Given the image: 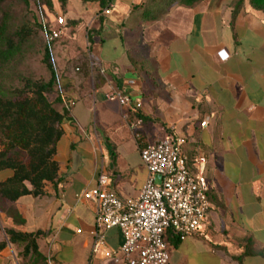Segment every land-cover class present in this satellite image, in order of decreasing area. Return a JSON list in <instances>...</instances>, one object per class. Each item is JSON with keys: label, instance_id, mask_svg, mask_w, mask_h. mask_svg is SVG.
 I'll list each match as a JSON object with an SVG mask.
<instances>
[{"label": "crops", "instance_id": "obj_1", "mask_svg": "<svg viewBox=\"0 0 264 264\" xmlns=\"http://www.w3.org/2000/svg\"><path fill=\"white\" fill-rule=\"evenodd\" d=\"M50 1L52 30L63 18L60 40L89 64L78 75L60 69L57 181L41 197L7 202L23 223L0 212L3 223L41 233L49 264H115L122 234L109 231L94 253L96 205L81 196L104 174L122 200L137 198L148 178L141 147L172 136L185 141L191 169L207 159L211 208L197 236L171 237V263L264 264V10L250 0H113L106 15L102 0ZM112 89L142 102L141 143L130 129L136 114L106 98ZM12 176L0 173V183ZM0 264H18L15 246Z\"/></svg>", "mask_w": 264, "mask_h": 264}, {"label": "built area", "instance_id": "obj_2", "mask_svg": "<svg viewBox=\"0 0 264 264\" xmlns=\"http://www.w3.org/2000/svg\"><path fill=\"white\" fill-rule=\"evenodd\" d=\"M114 9L112 0L104 14ZM57 23L60 29L50 30L52 42L62 38L61 27L65 21L59 18ZM218 56L222 61L228 60L225 51ZM106 98L117 100L122 108L136 114L130 129L141 143L144 118L137 113L142 110V102L117 89L108 92ZM207 126V121L201 124V128ZM184 144L183 139L168 136L154 145L141 147L148 178L135 199L122 200L110 189V178L104 174L100 175L96 188L82 194L83 200L96 205L94 253L105 248L107 233L118 229L123 244L112 253L115 264H172L168 238L182 242L199 234L211 208L206 177L208 161L198 157L191 169L183 151Z\"/></svg>", "mask_w": 264, "mask_h": 264}, {"label": "trees", "instance_id": "obj_3", "mask_svg": "<svg viewBox=\"0 0 264 264\" xmlns=\"http://www.w3.org/2000/svg\"><path fill=\"white\" fill-rule=\"evenodd\" d=\"M7 1L11 0H0V5ZM14 1L23 3L27 9L30 7V0ZM180 1L192 6L199 0ZM250 1L256 9L264 10V0ZM111 2L101 1L103 11ZM38 3L42 8L52 9L50 0H38ZM37 28L48 35L51 33V29L37 23L11 29L7 20L0 22V173H13L12 177L0 183V212L14 218L18 224L23 223L22 218L15 210L6 209L5 204L25 196L41 197L46 194V185L57 181L56 149L63 136L61 125L67 118V113H61L56 107L60 95L56 102L50 100V95L59 88L50 46L45 47L44 54V62L51 73L49 81L36 80L17 72L38 37ZM4 233L0 253L9 246L18 245L23 249L21 258L27 264H49L39 249L41 233H23L9 228L4 229ZM170 239L171 236L168 241Z\"/></svg>", "mask_w": 264, "mask_h": 264}, {"label": "rangeland", "instance_id": "obj_4", "mask_svg": "<svg viewBox=\"0 0 264 264\" xmlns=\"http://www.w3.org/2000/svg\"><path fill=\"white\" fill-rule=\"evenodd\" d=\"M50 14V10L42 8L38 3V0H30L29 9H27L23 3L14 0L7 1L0 5V22L7 20L11 29H16L23 25L33 26L36 23L41 24L48 29H53L49 19ZM55 18L57 17L55 16ZM37 31L38 37H36L32 43L30 53L26 55L23 63L18 66V73L36 80L49 81L51 73L44 62L46 46H50L51 48L53 63L59 78V84L62 81L60 73L61 66L71 69L76 75H78L80 72H77V69H83L89 64L87 58L78 57L80 50L73 46L70 47V45L62 40L52 42L45 31H41L39 28H37ZM59 93V88H57V92L50 95V100L56 102ZM4 229H8V227L0 218V236L3 240L5 239ZM15 249L17 252L18 264H27L26 261L21 258L23 252L22 247L16 245Z\"/></svg>", "mask_w": 264, "mask_h": 264}]
</instances>
